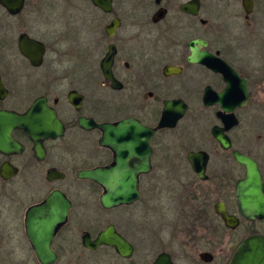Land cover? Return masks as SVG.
Returning <instances> with one entry per match:
<instances>
[{"label": "flooded vegetation", "instance_id": "af4514ba", "mask_svg": "<svg viewBox=\"0 0 264 264\" xmlns=\"http://www.w3.org/2000/svg\"><path fill=\"white\" fill-rule=\"evenodd\" d=\"M57 19L61 26L50 33ZM28 42L38 46L25 51L41 57L39 64L25 53ZM0 83V111L24 115L40 101L63 125L61 135L43 141L42 158L22 129L11 134L21 150L0 152V185H17L0 194V220L6 205L19 234L0 240V264H155L161 255L172 264H230L247 238L264 236V219L247 220L240 212L237 183L246 170L236 156L255 160L264 183V134L256 139L254 128L241 130L243 122L264 120V0H0ZM172 102L186 104L185 115L171 126L170 113L158 128ZM193 104L201 107L192 115ZM126 119L140 126L127 129L134 134L122 140L130 166L145 163L141 128L156 129L149 140L151 170L138 175L135 202L105 209L103 187L78 173L115 164V151L102 145L101 126ZM187 120L190 135L178 143L176 132ZM191 154L198 155L202 176ZM6 165L16 173L5 179ZM55 191L70 206L50 243L42 244V253L51 254L42 259L26 220ZM164 192L173 194L175 217L165 226L184 239L162 248L160 240H146L144 220ZM222 212L238 226H227ZM110 226L124 239L126 255L111 245L93 247Z\"/></svg>", "mask_w": 264, "mask_h": 264}, {"label": "water", "instance_id": "95a60500", "mask_svg": "<svg viewBox=\"0 0 264 264\" xmlns=\"http://www.w3.org/2000/svg\"><path fill=\"white\" fill-rule=\"evenodd\" d=\"M110 2L108 1V4ZM105 10H109V6H101ZM118 26L114 22L111 27H107V32L112 34ZM201 43V42H199ZM29 47H38L35 44L28 42L23 47L24 51ZM26 55L35 63H40V58L36 54L26 52ZM191 61L201 62L200 57L191 58ZM0 91H3V86L0 83ZM187 111V105L182 102L166 103L162 124L158 128L165 127V119L172 113V125L175 126L178 120L183 118ZM171 117V116H170ZM165 118V119H164ZM63 125L58 120L56 113L50 110L46 104L37 101L33 108L24 115H18L12 112L0 111V152L5 155H10L21 150V146L12 137L14 129H22L26 131L34 142V151L37 157L42 158L43 141L46 138H56L62 133ZM105 131V137L102 145L111 147L116 153L115 164L107 168H97L92 170H84L78 173V176L83 179H90L104 189L100 202L105 209H111L120 205H127L135 202L138 199V175L141 173H149L151 170L150 157L151 148L149 144L150 138L154 135L155 130L141 128L146 135V157L145 163L140 166H130L127 164L125 152L127 147L122 144V140L126 136H133V132L126 133L127 129H138L140 126L137 122L123 120L116 125L101 126ZM214 136L224 148L229 147L228 141L218 130H214ZM121 141L117 143V140ZM130 150L133 146L128 147ZM237 162L245 167V178L237 183V198L242 216L247 220L264 219V183L259 169L258 163L252 158L237 152ZM198 159L197 154H191L190 161L197 171L199 176H202L204 167L195 165L194 160ZM206 159V158H205ZM16 172L6 165L2 169V177L9 178ZM57 172L51 171L50 175H55ZM55 195L51 197L45 207H39L31 210L28 213L26 220L27 233L31 240L35 242V247L39 256H51V254L42 253L44 241L50 243L58 225L65 222L69 204L64 200L63 196L55 191ZM60 198V204L54 202L53 198ZM56 198V199H57ZM61 205V207H60ZM221 217L226 225L231 228L238 226V220L229 216L226 212L221 213ZM111 245L117 248L122 254H127V245L124 239L115 231L114 227L110 226L99 234L93 247L100 245ZM46 264V263H45ZM155 264H172L167 255H161ZM230 264H264V236L254 235L247 238L237 249Z\"/></svg>", "mask_w": 264, "mask_h": 264}, {"label": "rangeland", "instance_id": "374dc122", "mask_svg": "<svg viewBox=\"0 0 264 264\" xmlns=\"http://www.w3.org/2000/svg\"><path fill=\"white\" fill-rule=\"evenodd\" d=\"M54 23H49L50 33L57 32L58 28H60V22L59 19L53 20ZM201 105L193 104L191 106L190 113L193 115L196 111H199ZM189 121H185L182 123V125L179 127L178 131L176 132L175 137L178 139V143H186L187 137H189L190 133L188 132V126ZM251 126V127H249ZM254 128V134L255 138L259 135L264 134V120L257 119L256 123L250 125L246 122H243L241 125V130ZM253 131V130H252ZM251 133V132H250ZM259 144V142H258ZM17 187L16 184L14 185H0V194L4 198L9 192L15 191V188ZM25 191V189H23ZM173 197V194L171 193H165L163 194V202L161 204H153L151 205V208L146 211L145 214V220L146 223V240L148 241H156V244L158 240H160L161 244L164 245L162 248H165V246L168 247V245L173 240H182L184 239V236L179 232L175 231L171 228V226H165V224L171 225L172 221L175 220V217L173 216V210L170 211V198ZM3 211V217L0 220V224L2 228L0 227V240H12V238L17 239V236L19 234L17 233L15 226H14V213L10 210V208L6 205H3L2 208ZM175 215V214H174ZM3 220V221H2ZM154 225V226H153ZM162 228V229H161ZM225 240H228V236L225 234ZM159 245V244H158ZM161 245V246H162ZM160 246V245H159ZM158 246V247H159ZM153 256L151 254H147V260L151 259ZM147 264L148 261H147ZM176 264H183L179 259L177 260Z\"/></svg>", "mask_w": 264, "mask_h": 264}]
</instances>
